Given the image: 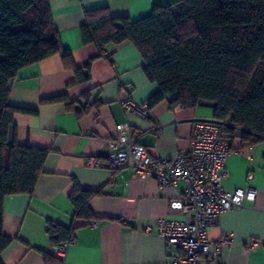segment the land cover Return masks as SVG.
<instances>
[{
    "label": "crops",
    "instance_id": "obj_1",
    "mask_svg": "<svg viewBox=\"0 0 264 264\" xmlns=\"http://www.w3.org/2000/svg\"><path fill=\"white\" fill-rule=\"evenodd\" d=\"M175 1L49 0L61 42L72 57L67 62L53 55L26 66L12 84L9 103L35 111L15 113L17 142L51 152L33 194L4 198V232L12 238L1 255L4 264H45L43 252L51 254L53 244L46 233L49 221L77 227L65 260L57 264H172L168 247L158 236V221L186 219L182 211L170 207L184 185L161 187L157 179L137 175L132 167L93 168L86 159L104 156L116 137V125L123 122L131 123L132 136L152 155L173 159L190 150L195 124L215 119L214 110L172 109L164 100L150 109L148 119L125 112L121 100L131 97L147 103L158 84L146 76L144 59L131 41L110 43L101 50L83 42L81 27L89 10L106 7L115 17L138 20L155 4ZM89 63L91 77L78 81L74 66ZM61 94L89 110L79 117L65 102L45 101ZM232 146L223 187L227 191L251 187L256 198L222 213L210 227L209 239L214 247L223 235L232 234L231 242L222 246V264H264V141L249 144L236 136ZM75 180L83 189L101 192L90 202L95 214L91 221L74 220L69 196ZM252 241H258V247L251 249Z\"/></svg>",
    "mask_w": 264,
    "mask_h": 264
},
{
    "label": "trees",
    "instance_id": "obj_2",
    "mask_svg": "<svg viewBox=\"0 0 264 264\" xmlns=\"http://www.w3.org/2000/svg\"><path fill=\"white\" fill-rule=\"evenodd\" d=\"M85 14V44L102 50L129 40L137 47L146 76L159 86L147 101L149 108L164 100L172 109L210 107L215 119L229 121L231 141L236 136L249 144L264 141V0H177L155 4L138 20L115 17L106 7ZM53 55L67 62L72 57L49 0H0V264L12 242L4 232V198L33 194L51 152L17 142L15 113L35 111L9 103L12 84L20 69ZM90 67L74 66L78 81L91 77ZM45 101L65 102L79 117L90 108L70 102L66 94ZM100 193L74 181L69 196L74 220L95 218L90 202ZM76 230L74 224L49 221L46 233L53 243H72ZM43 254L45 264L60 262Z\"/></svg>",
    "mask_w": 264,
    "mask_h": 264
},
{
    "label": "built area",
    "instance_id": "obj_3",
    "mask_svg": "<svg viewBox=\"0 0 264 264\" xmlns=\"http://www.w3.org/2000/svg\"><path fill=\"white\" fill-rule=\"evenodd\" d=\"M127 113L148 119L151 111L147 103L129 97L120 101ZM227 119L201 120L195 124L191 148L175 158L152 155L149 149L132 136L130 122L118 123L111 149L102 157H88L93 168L120 169L132 167L135 174L152 176L161 187L184 185V191L170 203L172 209L183 212L186 219L161 218L158 236L168 247L172 264H222V246L229 244L232 234L223 235L219 244L212 246L209 229L222 213L241 208L246 201H254L256 190L251 187L227 191L223 179L229 176L227 160L233 152ZM251 178V176H250ZM147 227L146 231L151 232ZM69 241L53 243L51 254L64 261ZM252 241L251 249L258 247Z\"/></svg>",
    "mask_w": 264,
    "mask_h": 264
}]
</instances>
